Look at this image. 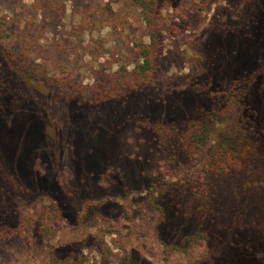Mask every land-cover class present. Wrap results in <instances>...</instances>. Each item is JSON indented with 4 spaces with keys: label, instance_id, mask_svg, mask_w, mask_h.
Returning <instances> with one entry per match:
<instances>
[{
    "label": "rangeland",
    "instance_id": "374dc122",
    "mask_svg": "<svg viewBox=\"0 0 264 264\" xmlns=\"http://www.w3.org/2000/svg\"><path fill=\"white\" fill-rule=\"evenodd\" d=\"M157 2L151 75L122 87L150 41L134 0H0V264H264V164L207 163L233 62L264 78V0Z\"/></svg>",
    "mask_w": 264,
    "mask_h": 264
},
{
    "label": "trees",
    "instance_id": "16d2710c",
    "mask_svg": "<svg viewBox=\"0 0 264 264\" xmlns=\"http://www.w3.org/2000/svg\"><path fill=\"white\" fill-rule=\"evenodd\" d=\"M134 1L139 6L150 41L137 43L142 62L131 70L122 68L117 72L116 79L122 87L135 86L137 82L148 81L158 48L160 16L158 0ZM258 43L254 41L250 43L247 51L249 61L255 60L256 55L264 46V43ZM245 60L247 59L245 58ZM241 63L240 59H236L231 65L234 70H242L239 73L240 76L233 77L225 93L228 101L224 102V106L217 112L218 115L227 113V116L225 119L222 117L217 121L220 125L219 137L207 157V163L212 169L215 168L222 172L231 168L242 170L248 163L256 162L259 166L264 164V78H259L260 71L258 70L238 68L242 65ZM254 82L258 87L250 92L249 85ZM211 121L215 122V119L211 117L210 113H207L203 119L191 122L178 136L181 146L190 156L196 157L202 145L205 144L207 127ZM160 130L162 129L160 128ZM160 136L163 138V135ZM195 190H199V188ZM203 220H205L204 217ZM34 226V219L30 215L22 213L16 231L23 233L26 230L29 232ZM41 226L46 229L44 221H41Z\"/></svg>",
    "mask_w": 264,
    "mask_h": 264
}]
</instances>
